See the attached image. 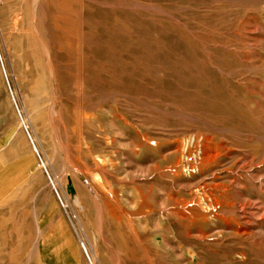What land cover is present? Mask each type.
<instances>
[{
    "label": "rangeland",
    "instance_id": "374dc122",
    "mask_svg": "<svg viewBox=\"0 0 264 264\" xmlns=\"http://www.w3.org/2000/svg\"><path fill=\"white\" fill-rule=\"evenodd\" d=\"M0 264H264V0H0Z\"/></svg>",
    "mask_w": 264,
    "mask_h": 264
},
{
    "label": "bare ground",
    "instance_id": "6f19581e",
    "mask_svg": "<svg viewBox=\"0 0 264 264\" xmlns=\"http://www.w3.org/2000/svg\"><path fill=\"white\" fill-rule=\"evenodd\" d=\"M88 187V186H87Z\"/></svg>",
    "mask_w": 264,
    "mask_h": 264
}]
</instances>
